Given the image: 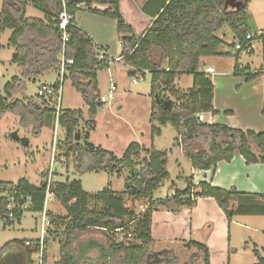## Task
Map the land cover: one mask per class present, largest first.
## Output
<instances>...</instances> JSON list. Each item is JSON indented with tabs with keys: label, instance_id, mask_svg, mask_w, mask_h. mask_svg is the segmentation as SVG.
Instances as JSON below:
<instances>
[{
	"label": "trees",
	"instance_id": "1",
	"mask_svg": "<svg viewBox=\"0 0 264 264\" xmlns=\"http://www.w3.org/2000/svg\"><path fill=\"white\" fill-rule=\"evenodd\" d=\"M63 1L66 11L72 15L67 27L69 39L65 56L73 59V65L65 79L70 80L88 106L87 127L92 126L99 103L97 71L107 68L112 59L106 54L99 58L93 39L74 22L75 13L81 9L116 21L120 57L128 66V74L150 73L152 137L160 134V126L171 124L176 132L173 147H179L191 166L199 170L214 172L217 162L230 161L235 155L242 156L247 164H264V130L259 133L243 131L197 119L198 113H218L212 104L213 82L211 76L200 69V58L231 55L233 41L226 45L215 35L224 26L233 34V40H243L247 33H253L246 11L251 0H242L236 10H224L225 0H146L141 11L153 21L139 38L123 18L119 0ZM29 4L41 11L43 17L26 16ZM61 10L62 0H1L0 38L5 30H11L8 38V45L14 48L11 62L19 74L12 76L3 86L0 118L6 112H13L20 116L21 124L34 123L37 128L43 126L45 120L56 119L66 131L60 148L66 151V155L76 153L78 157L76 171L81 173L89 168L123 174L126 191L117 194L108 186L96 193H88L78 179L56 181L52 186L53 195L65 209L66 216L51 217L54 225L62 220L59 225H64L65 232L60 257L53 264H85L82 260H86L85 255L92 249L97 251L96 260L101 264L116 258L119 264H210L209 249L203 243L193 240L159 243L154 240L150 230L153 211L165 208L177 213L183 207H193L199 197H211L230 222L234 216H264V193H240L214 187L205 181L193 184V178L188 177L184 188H175L165 198L155 199L154 192L169 175L168 153L151 148L139 159L143 150L135 143L128 146L121 158L100 147L90 149L75 140L81 117L79 111L61 109L56 118L51 99L37 95L40 103H24L22 99L13 98L24 88L25 80L57 70L62 46L57 15ZM262 33L255 40L261 39L264 51ZM225 47L228 51H224ZM234 57V75L245 74L247 81L264 76V70L245 73L248 67H240L239 55ZM183 75L192 77L191 87L184 90L177 87ZM160 99H170V108L163 109L157 102ZM230 113L223 111V114ZM261 114L264 117V101ZM29 115L32 119H27ZM87 131L84 127L83 135L87 133L88 137ZM83 156L90 158L93 165L84 166ZM44 191L43 180L38 186L26 179L15 183L0 181V220L10 226L19 223L24 212L39 214L43 210ZM127 198L133 204L144 200L145 208L136 213L133 205L128 206ZM89 230L109 234L106 243L86 241L78 246V254H74L70 250L72 239L77 233ZM118 235H122L120 240H116ZM25 242L9 241L0 253L10 246L21 247L27 253V264H32V256L37 254L36 240L28 241V246ZM162 244L165 247L156 249ZM255 255L257 261L254 264H264V254L255 252ZM44 260L45 255L42 256L43 264Z\"/></svg>",
	"mask_w": 264,
	"mask_h": 264
},
{
	"label": "rangeland",
	"instance_id": "2",
	"mask_svg": "<svg viewBox=\"0 0 264 264\" xmlns=\"http://www.w3.org/2000/svg\"><path fill=\"white\" fill-rule=\"evenodd\" d=\"M124 3L127 4L123 0ZM128 5V4H127ZM1 6V0H0ZM126 9H129L126 7ZM248 23L251 32L254 33L256 28L264 30V0H251L247 5ZM29 14L41 15L38 10L29 9ZM133 19L134 28L137 31L143 20L136 14H129ZM130 18V17H129ZM138 32V31H137ZM264 32V31H263ZM10 30H5L0 38V93L3 94L4 84L14 75L19 74V70L14 63L11 62L14 49L8 45V37ZM108 53L112 56L110 65L102 70L97 71V86L99 96L106 97V103H98L96 106V114L93 118V124L87 127L89 116L87 113L88 106L84 102L81 94L71 85L69 79H65L62 86V97L60 107L63 110L71 109L80 112V120L77 125V133H79V143L82 144L83 127L88 130V141L94 147L112 152L117 158H121L128 146L132 143L138 144L143 150L139 155V159L144 157L146 151L151 148L169 153L173 147V137L175 129L171 124L162 126V134L160 136H151L150 111L152 98L150 96V73L136 72L133 75L128 74L127 66L122 62L115 61L117 53L115 47L110 45ZM263 43L261 39L254 41V52L251 54H242L244 65L249 64L250 71L245 73L264 70V55ZM206 59V58H203ZM202 60V59H201ZM220 63L223 67L232 64L234 57L229 55V58H220ZM55 73L49 71L41 77L27 79L24 81V88L17 92L13 98L22 99L24 103L27 101L40 103L37 96L39 86L44 83H50L55 79ZM227 81L233 84L249 82L246 80L245 74H225ZM229 77V78H228ZM133 78H137L136 83L132 82ZM187 78L192 81V77L187 75ZM187 78H183L178 86H184ZM110 85H115L113 98L108 99L107 94ZM236 100V98H232ZM256 98L253 102L256 103ZM52 105V104H51ZM56 108V107H55ZM32 119V116H27V119ZM208 120V118H206ZM57 134L56 152L54 155V168L56 169L54 179L56 181H70L78 179L81 182L82 189L88 193H96L105 187H110L117 194H122L126 191L125 177L123 174L110 173L107 170H91L85 169L83 172L76 171L78 157L76 153L66 155V151L60 148L61 142L65 139V128L57 123L56 119L50 121L45 120V123L40 128H37L34 123L23 125L20 122V116L13 112H6L0 118V181L17 182L20 179H26L32 185L38 186L43 180L42 174L46 173L49 168L51 157V141L52 134L55 130ZM16 134L21 139L26 141L15 140L12 135ZM154 139V143L153 140ZM76 140V139H75ZM74 140V141H75ZM175 150V149H173ZM181 166L178 167L176 159L169 156L167 172L169 176L163 181L155 192L154 196L157 199H163L172 187V181L177 182V175L185 177L181 183L177 182L178 188L186 186V178L190 175V161L182 156ZM84 166L93 165L92 160L87 156H83ZM180 172H179V171ZM126 197V196H125ZM128 206H132L136 213L141 212L145 206L144 200L137 203H130V199H126ZM48 213L55 216H66L65 209L61 203L51 198L47 205ZM51 224L48 235L45 239L43 255H45L44 264H53L60 257V246L65 241L64 225ZM39 220L38 214L34 212H24L20 223H14L10 226L3 224L0 220V249L9 241L18 239L26 241H34L39 237ZM106 234L99 230H89L83 233H77L72 239L70 250L76 252L78 246L89 240H94L99 243H106ZM122 235H118L116 240H120ZM165 247L162 244L156 249ZM6 251V250H5ZM3 251V253L5 252ZM0 256V264H21L20 257L12 254ZM94 255V249L91 250ZM240 258L247 256H239ZM184 257H182L183 259ZM32 264H39L37 254L32 256Z\"/></svg>",
	"mask_w": 264,
	"mask_h": 264
},
{
	"label": "crops",
	"instance_id": "3",
	"mask_svg": "<svg viewBox=\"0 0 264 264\" xmlns=\"http://www.w3.org/2000/svg\"><path fill=\"white\" fill-rule=\"evenodd\" d=\"M124 1L128 5L123 0H119V10L125 21L132 27L136 38H139L153 21L151 17L141 11L146 0ZM126 7L129 9H126ZM29 9L37 10L29 4L26 8V16L43 17L42 12L39 10L40 16L29 14ZM133 11L143 20V24L137 28L138 32L134 28L133 18L129 15ZM74 22L93 39L98 53L106 54L109 59L113 60L112 56L108 53V47L112 45L115 47L117 57H120L121 45L117 37L116 21L114 19L81 9L75 13ZM256 29L262 30L260 28ZM215 35L226 45L231 44L234 38L227 26L221 28ZM224 51H228V48L225 47ZM13 56L14 51L12 58ZM241 57L242 55L237 58V61L239 66L243 68L245 62ZM220 58L226 59L229 58V55L200 58V69L211 76L213 82L212 104L214 109L218 111L217 114L204 113V121L208 123H222L230 128L243 131L262 132L264 130V117L261 114L264 101V76H257L249 82L245 81L244 83L233 84V82L227 81L228 79L225 74H230V72L233 74L235 57L233 63L228 64L226 67L221 65ZM117 62H122V60ZM246 66L248 67V71H250L249 64H246ZM260 70L258 69V71ZM53 72L56 74V71ZM143 72L145 73L146 71ZM44 74H48V72ZM185 77L187 78V75H183L177 82V87L183 90L190 88L192 84V81L187 78L184 86H178ZM56 79L57 74L52 82L42 85L52 84ZM232 98H236V100ZM254 98L257 99L256 103L253 102ZM223 111H231V113L223 114ZM161 134L162 126H160V134L156 136H160ZM175 137L176 133L173 139ZM152 141L153 143L155 142L154 139ZM154 149L157 150L156 148ZM163 151L168 153L167 150ZM169 156H172V159H176L178 167L182 169L180 161H182V156L184 155L180 148L174 147L170 150L168 161ZM189 173L188 177L193 178V184L205 181L214 187L226 190L234 189L240 193H264V164H247L240 155H235L230 161L222 160L217 162L214 172L211 169L199 170L191 166L189 167ZM176 177L177 182L181 183L186 176L183 177L179 174ZM177 182L172 181V187L167 195L175 188H178ZM154 198L157 199L155 196ZM150 230L151 237L159 243L174 240H193L205 244L209 249L210 264H254L257 261L255 252H260L261 255L264 254L262 252L264 248V216H234L228 222L222 209L211 197H199L193 207H183L177 213H173L165 208H158L151 215ZM5 250L8 254L20 257L21 264H27V253L23 248L10 246ZM5 252L3 253V257L6 256ZM94 253L92 255L91 250L88 251L85 255L86 260L83 259L82 262H86L85 264H101L100 261L96 260L98 253L95 249ZM74 254H78V250ZM242 255L247 257L240 258L239 256ZM104 264H119L118 258L105 261Z\"/></svg>",
	"mask_w": 264,
	"mask_h": 264
},
{
	"label": "built area",
	"instance_id": "4",
	"mask_svg": "<svg viewBox=\"0 0 264 264\" xmlns=\"http://www.w3.org/2000/svg\"><path fill=\"white\" fill-rule=\"evenodd\" d=\"M72 19V15L66 11L65 3L62 0V10L57 15V28L61 33V52L59 54V62L57 65V79L54 83L48 85H42L37 90V95L39 97H43L44 99L48 100L51 99L53 101L55 115L56 118L60 113L61 107V97H62V86L65 78L69 75L70 67L73 65V59L68 58L65 56V45L69 39V34L67 32V27L69 21ZM261 30H257L254 33H247L243 40L234 39L233 40V48L231 50V55H242V54H251L254 52V41L255 38H259L262 35ZM102 53H99V58H101ZM120 57H116L115 61H120ZM137 78H133L132 82L136 83ZM116 87L114 85H110L108 90L107 98H113L114 90ZM99 103H106V97L99 96L98 98ZM56 107V108H55ZM197 119L201 122H204V113H198ZM52 141H51V157L49 162V168L43 177V181L45 182V191H44V201H43V210L38 214L39 220V237L36 239L37 244V256L39 259V264H43L42 256L44 251L45 239L48 235L49 228L51 227L52 221L51 217L48 213V202L51 198H54L52 186L55 184L56 180L54 179V174L56 169L54 168V155L56 152V145H57V134H56V126L55 130L52 134ZM25 207V206H23ZM30 242L26 241L25 245H29Z\"/></svg>",
	"mask_w": 264,
	"mask_h": 264
},
{
	"label": "water",
	"instance_id": "5",
	"mask_svg": "<svg viewBox=\"0 0 264 264\" xmlns=\"http://www.w3.org/2000/svg\"><path fill=\"white\" fill-rule=\"evenodd\" d=\"M242 4V0H225L224 3H223V9L224 10H236L238 9ZM157 102L162 105L163 109H168L170 108L172 102L170 99H160V100H157ZM12 138L15 139V140H22V141H26V139H21L19 138L16 134H13L12 135ZM83 142H82V145L85 146V147H89L90 149H93L94 148V145L92 143H90L87 139V133L83 135ZM75 139L77 142H79V133H76V136H75Z\"/></svg>",
	"mask_w": 264,
	"mask_h": 264
},
{
	"label": "bare ground",
	"instance_id": "6",
	"mask_svg": "<svg viewBox=\"0 0 264 264\" xmlns=\"http://www.w3.org/2000/svg\"><path fill=\"white\" fill-rule=\"evenodd\" d=\"M30 245V244H29Z\"/></svg>",
	"mask_w": 264,
	"mask_h": 264
}]
</instances>
